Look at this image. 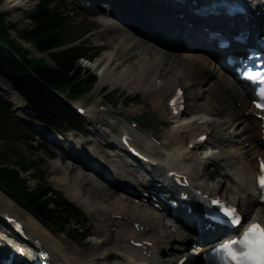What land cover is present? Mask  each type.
Wrapping results in <instances>:
<instances>
[{
	"label": "bare ground",
	"instance_id": "bare-ground-1",
	"mask_svg": "<svg viewBox=\"0 0 264 264\" xmlns=\"http://www.w3.org/2000/svg\"><path fill=\"white\" fill-rule=\"evenodd\" d=\"M32 1L34 0H4V3L8 8L21 7V9L28 10L31 8ZM154 2H144L140 7V18L143 17L141 23L144 20H148V23L156 29V32L155 29H152L153 34L150 29L143 28L141 24L136 27L135 24L139 21L137 19L124 24L126 27L122 29L119 24L121 21L119 19L120 15L117 16L115 12V10L119 11L121 6L109 3L111 10L106 11L101 18L105 24L102 33L109 37L111 42L105 54L90 64L100 73L102 81L108 82L113 88L127 87L135 90L141 89L144 92L149 90L150 97L154 99L155 107L164 114L166 113L164 98L174 91L176 83H183L185 86L191 87L195 86L197 92L195 95L193 94V97L198 100H204V102L193 109L198 110L196 111L197 115H200V118L205 123L197 121L194 124L185 125V119L178 116H170L169 113L168 117L175 123V127L167 133L165 140L160 146L155 144V147H153L146 136L139 134L137 130H133L139 138L138 143L141 146H145L149 154L156 155L160 160L156 169L162 176H165L168 172L165 164L169 160L189 156L195 158L197 170L191 175L194 177L196 185L203 188L206 184L202 183L200 178L204 179L209 176V178H216L211 183L213 190H219L228 181L227 183H230L232 192L247 197L244 199V203L234 198L231 200L235 203L240 202L238 204L244 210L247 219L256 220L263 216L264 210L258 209L261 212L254 215L255 211L249 210L248 207L253 205L256 207L257 204L253 197L252 181L250 180L256 176L259 169V164L255 157L258 155L264 157L261 122L252 115L253 107L249 103L247 96L237 87L236 80L224 72L215 70L214 61L210 56L202 53L201 49L197 50L200 51L198 53L193 52L196 47L189 50V48L184 49L172 43L175 40V36L171 31L173 25L183 28V33L186 30H190L187 25L191 21L190 13L186 12L187 19L185 23L171 17L170 27L161 30L156 28L158 27L156 19L158 17L159 2ZM251 3L253 8L257 5L258 0H251ZM144 5L149 10L146 16H144L142 11L144 10ZM132 9L135 10L136 8ZM92 10L96 14L101 13L97 8H92ZM131 13L126 11L123 16L131 17ZM159 32L161 36L157 35ZM191 32L190 30L189 33L192 34L193 32ZM190 34L184 37V40L188 39ZM159 46L162 49L158 48ZM165 72L168 73V76H166L169 79V85L157 83V79L162 77ZM0 84L10 91L11 99L18 103L19 107L25 105L18 94L12 88L7 87V84L1 79ZM236 102H241L245 106V110L236 106ZM90 112L97 114L96 126L106 130L109 142L116 143L118 148L120 142L118 131H123L124 127H128V122L122 120L123 123L116 125L111 122L112 118L108 120L103 118L98 112L93 110H90ZM202 112L207 114L214 112L213 114L223 117V120L214 122V124L210 122V125L206 123L209 120L202 117ZM248 112L250 113L248 114ZM125 117L128 118L127 116ZM223 124L236 130L237 140L221 134L219 127ZM211 126L216 134V139L213 141L224 144L220 153L218 155H213L209 152L200 154L197 151L198 147L190 150L189 144L193 141L195 134L198 133L200 135L204 132V129ZM41 129L46 131L44 128ZM77 142L80 143L79 148L87 151L89 157L77 160L74 155L67 153L63 149L62 157L56 163V168L62 171V174L58 176V182L60 183L59 185L65 188L66 196L70 200L84 205L86 209L91 211V214L93 213V217L100 219L97 220L99 221L97 223L100 232H103L104 236L101 235L102 242L100 239L93 253L90 252L93 256L92 263L97 264V261H102L104 264L111 259H119V257L126 264L142 261L143 251L131 246L130 242L132 239L153 241L155 243L152 248L154 258H157L156 246H159L162 253L169 257L172 255L180 256L184 248V244L180 243V241H184L186 238L182 235L173 236L170 232L160 227L158 218L146 212L142 205L137 203L138 200L128 203V200H130V197L126 195L128 191L120 185L121 182L131 180L142 186L151 187L153 186L152 182L140 181V175L131 168L126 157L118 155L117 148L113 154H107L102 149L103 152L100 151L96 144L88 143L83 139H78ZM245 142H249L250 148L242 149L239 146L244 145ZM111 144L107 143V147L109 148ZM84 150L82 152L86 155ZM88 158L92 160L95 167L101 165V167L109 170L115 181H109L103 177L105 184L100 182L99 179L101 178L98 175H103V173L98 168H95L94 172L85 173V170H88L85 166ZM69 161L73 162L70 166L67 168L61 167L60 162ZM214 163H218L219 168L217 166L216 169L215 167L213 168ZM210 169H213L211 173L207 171ZM78 170L83 175H80L77 172ZM71 172H75V179L73 177L70 179ZM106 174L108 173L106 172ZM228 176H230V179H228ZM87 193L95 197L96 200H102L105 203L94 201L86 196ZM227 197L230 198L228 195ZM107 201L112 202L107 204ZM7 213L22 218L29 233L33 237L43 240V243L52 250L56 261L61 260L67 264H92L88 263L85 255L81 254L78 249L73 251L75 255L72 252H67L68 250H64L63 245L54 241L55 239L52 238L50 232L38 219L0 190V217L5 216ZM101 214L102 217H100ZM104 214L106 216H103ZM134 219L146 227L145 232L136 230ZM208 234L205 233L206 237ZM0 235L1 238L4 237L3 234L0 233ZM76 254L80 256V259L77 258ZM168 259L169 261L166 264L171 262L170 258ZM154 261L157 262L158 259H154ZM111 264H115V262Z\"/></svg>",
	"mask_w": 264,
	"mask_h": 264
},
{
	"label": "trees",
	"instance_id": "trees-1",
	"mask_svg": "<svg viewBox=\"0 0 264 264\" xmlns=\"http://www.w3.org/2000/svg\"><path fill=\"white\" fill-rule=\"evenodd\" d=\"M49 0H43L30 15L33 26L19 30V35L31 40L39 50H48L68 42L66 32L69 22L59 7H48ZM11 35L5 24V14L0 13V42L9 43L20 52L23 61H17L13 56L0 47V74L6 78L14 88L28 101L32 112L42 118L65 113V103L55 90L76 92L84 90L93 83L95 78H83L81 68L76 65V58L82 54L83 48L76 46L51 54L57 66L50 67L43 60H28L27 51L17 42L11 40ZM35 73V75L33 74ZM8 105L0 97V137L5 138L2 122L8 120ZM9 148H0V185L12 195L23 199L30 208L48 220L63 219L64 203L48 197L49 188L38 185L35 191H28L27 180L20 175L17 165L11 160ZM29 168V167H28ZM51 202H55L57 209H50ZM63 210L58 211V208ZM63 215V216H62Z\"/></svg>",
	"mask_w": 264,
	"mask_h": 264
},
{
	"label": "rangeland",
	"instance_id": "rangeland-1",
	"mask_svg": "<svg viewBox=\"0 0 264 264\" xmlns=\"http://www.w3.org/2000/svg\"><path fill=\"white\" fill-rule=\"evenodd\" d=\"M70 1L72 2L73 6L77 5V2H81V0H79V1L78 0H70ZM0 9H2L4 12L6 11V12L10 13V17H9V19H7L8 24L18 25L19 28H22V29L29 26L30 21L25 17V14L19 9H6L4 0H0ZM72 24L75 25V28L73 29V33L70 36L71 40H74V39H77V38L79 39V38L83 37V38H81V40L77 41V43H80L84 39H88V38L93 40L94 44L98 43V39H99L98 38L99 37L98 36V32H100V31L93 33L91 37L89 36V34H87L86 36L84 34L81 37L78 36L77 34L80 31H81L80 32V34H81L84 30L91 29V27L92 28H97V29L100 28L102 26V23L100 21H89L88 19H84L83 16L75 14ZM104 40H105L104 42H105L106 47H107L108 42H110V39L107 38L106 36H104ZM88 70H89L90 73L96 75V72H97L96 70H93V69H90V68H88ZM96 77L98 78V81H97L94 89L91 92H89V93H85V94L79 96L78 100L81 103H83L85 105H90V104L95 103V102L106 104L108 106L109 113L108 114L105 113V115L107 117H111L112 120H113V118H116V121L117 120H119V121L124 120L123 114H129V112H133L132 115H135V117H133V119L137 120L138 122H143L151 131L156 132V135H159V136H162V137L164 136V133L166 131L163 130V128H164V126L162 124L163 120H164L163 119V114H161L159 111L154 110L153 108H149L148 106H143L142 104L138 105L136 103L131 104L130 106H128V108L123 106L122 104H120V105L119 104H114L115 106H112L111 104L108 103V100L104 97V95L106 93H108V92H110L112 90H116V89H117V91L121 92V95H123V94L128 95L129 93L125 89H129V88H127V87H119V88L116 87V88H113L108 82H103L101 77H100V75H96ZM191 91L192 90H190V93H191ZM136 97L139 98V96H136ZM115 98H118V99L120 98L121 100H123L118 95ZM142 113L145 114V119H140L139 116ZM213 113L214 112H211V114H213ZM18 114L21 115V116H24L23 112H18ZM208 117L211 120L218 119V117H215L213 115H209ZM111 118H108V119H111ZM86 126H87V129H88L89 125L87 124ZM7 128H9L8 129L9 131H13L14 130V127L13 126L11 127L10 125L7 126ZM91 131H92V128H90V132ZM230 132H231V130H227V127H223V130H222L223 134L228 135V133H230ZM90 136H92V139L95 140V138H96L95 135H90ZM40 140H42L43 144H45L44 143L45 140H43V139H40ZM40 140H38V141L40 142ZM12 144L15 146L18 155L22 159H24V161H26L27 163L28 162H34V164L38 166V170H41L43 172H49L50 178L47 179V180L49 181V183L54 188L61 190V187L59 186L60 183L58 182V178L57 177L62 174V171L59 170L61 172V174L58 175L55 172V167H54V162L57 161V159L55 158L52 161V160H49V158L47 156L48 153H52L51 151H55V152L60 153V149H58V148L54 147L53 145L49 144V145H46L47 146V150H46V152L44 154L41 151L38 152L37 151V147H34L30 142L24 141L23 139H17L16 141H13ZM102 146H104V145H102ZM0 147H2L1 146V141H0ZM100 151H102L101 148H100ZM79 171L80 170H78L77 172L79 173ZM32 172H33V170L28 171L24 175L31 176ZM71 173H70V175L71 176L73 175L72 176L73 178L76 177L75 176V172H73L72 174ZM79 174L83 175L81 173H79ZM56 178H57V182L58 183L56 182ZM211 181H213V180L211 179ZM38 182H39L38 179H32L30 181V185L35 187L38 184ZM1 192L4 193L2 190H1ZM89 196H91L94 199V201L96 200L95 197H93L91 194H89ZM100 201L103 202L102 200H100ZM80 208H81L82 211H84L86 213V217L85 218L89 221V223L87 225L88 226L87 230H88L89 236L82 242L77 241L75 238H73L69 234L67 235V234H57L56 233V236L59 237V238H55V237H52V238L55 239L54 240L55 242L57 241L59 244L63 245L64 250H66V251L68 250L67 252H70V253L72 252V254H73V251L78 249L81 254H84L87 257L86 259H88V263H92L93 262L92 261L93 260V258H92L93 256H92L91 253H93V251L96 249L97 243L99 244L98 240H100V237L102 238V236H100V234L103 235V236H104V234H103V232L102 233L100 232V229H99V233L100 234H98V225L97 224L99 223V221H97V220H100V219L99 218L96 219V217H94L96 219V221L98 222L95 225L96 221L94 219L92 221V218L88 215V213L82 207H80ZM86 210L91 214V211H89L88 209H86ZM91 215L93 216V213ZM103 216H106V215L104 214ZM100 217H102V214L100 215ZM90 218H91V220H90ZM51 236H52V234H51ZM62 239H64L63 241H65V242L68 241V243L70 245H66V244L64 245V242L62 241ZM73 255H75V254H73ZM77 258L80 259V256L77 255ZM111 261H112V259H111ZM111 261L109 260V262H111ZM97 262H98L97 264H101V263L103 264L102 261H100V262L97 261ZM109 264H111V263H109ZM115 264H117V262Z\"/></svg>",
	"mask_w": 264,
	"mask_h": 264
},
{
	"label": "snow or ice",
	"instance_id": "snow-or-ice-1",
	"mask_svg": "<svg viewBox=\"0 0 264 264\" xmlns=\"http://www.w3.org/2000/svg\"><path fill=\"white\" fill-rule=\"evenodd\" d=\"M231 10V9H230ZM256 77L258 74H251ZM257 106L264 109V88L260 89ZM175 104L176 101L174 100ZM261 199H264V158L261 159V174L258 177ZM220 205L221 201H216ZM229 225H240L243 217L235 207L224 205L221 209ZM219 264H264V224L253 222L240 235L224 239L211 250Z\"/></svg>",
	"mask_w": 264,
	"mask_h": 264
}]
</instances>
